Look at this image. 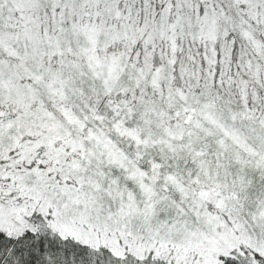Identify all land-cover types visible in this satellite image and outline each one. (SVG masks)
Segmentation results:
<instances>
[{"label":"snow or ice","instance_id":"snow-or-ice-1","mask_svg":"<svg viewBox=\"0 0 264 264\" xmlns=\"http://www.w3.org/2000/svg\"><path fill=\"white\" fill-rule=\"evenodd\" d=\"M0 264H264V0H0Z\"/></svg>","mask_w":264,"mask_h":264}]
</instances>
